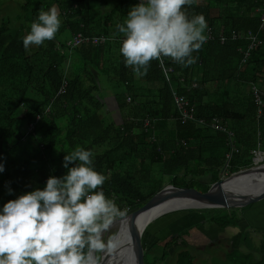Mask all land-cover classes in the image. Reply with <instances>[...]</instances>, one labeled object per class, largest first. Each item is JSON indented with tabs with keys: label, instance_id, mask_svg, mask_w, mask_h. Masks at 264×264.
<instances>
[{
	"label": "trees",
	"instance_id": "1",
	"mask_svg": "<svg viewBox=\"0 0 264 264\" xmlns=\"http://www.w3.org/2000/svg\"><path fill=\"white\" fill-rule=\"evenodd\" d=\"M51 1L59 4L61 16L55 37L25 49L22 37L30 30V22L52 3L0 0V163L4 164L0 206L21 193L43 188L49 176L63 175L67 171L63 167L65 152L77 146L92 150L94 168L106 176L99 187L127 212L143 205L166 184L195 187L202 182L204 191L223 170L231 173L254 164L252 149L264 150V106L257 115L252 87L256 85L264 98L262 0H194L182 6L189 16L202 13L214 37L193 52V64L182 66L163 57L173 69L169 80L158 60L150 61L146 75L135 76L119 52L122 34L115 25L123 22L130 6L139 0H113L108 10L99 5L100 0ZM6 2L15 7L10 16L1 11ZM248 29L260 42L242 62L240 49L250 40L244 35L234 39L231 33L244 34ZM63 32L70 38L80 32L104 40L71 46L66 43L69 38L59 37ZM220 32L226 37L222 42ZM173 91L186 99L185 109L191 118L182 117ZM214 116L227 120L234 133L237 151L227 165L228 136L209 125ZM73 163L69 162V167ZM205 174L210 176L206 182ZM165 177L169 178L164 181ZM203 210L180 209L153 221L159 219L164 227H170L165 237L174 233L170 237L181 241L183 231L192 226L208 234L213 227L221 231L235 226L232 214L221 221L205 218ZM183 212L187 214L185 222L183 217L174 218ZM206 222L209 226L205 227ZM150 227L151 223L144 230L150 231ZM163 230L160 227L158 231ZM151 237L146 248L142 235L144 252L159 240L156 235ZM178 240L170 250L165 241L163 255H175L174 264H197ZM216 241L210 247L219 243ZM236 248L229 247L224 261L262 264Z\"/></svg>",
	"mask_w": 264,
	"mask_h": 264
},
{
	"label": "clouds",
	"instance_id": "2",
	"mask_svg": "<svg viewBox=\"0 0 264 264\" xmlns=\"http://www.w3.org/2000/svg\"><path fill=\"white\" fill-rule=\"evenodd\" d=\"M193 3L139 0L130 6L115 29L122 34L123 62L135 76L146 75L150 61L162 57L182 66L195 63L193 52L207 39V22L202 13L189 16L182 7ZM60 25L54 4L40 9L22 37L24 48L53 39ZM93 158L91 149L80 146L65 152L63 175L49 176L43 188L0 206V264H102L104 256L116 250L119 229L112 231V226L129 212L99 187L106 176L94 168ZM69 162H74L71 167Z\"/></svg>",
	"mask_w": 264,
	"mask_h": 264
},
{
	"label": "water",
	"instance_id": "3",
	"mask_svg": "<svg viewBox=\"0 0 264 264\" xmlns=\"http://www.w3.org/2000/svg\"><path fill=\"white\" fill-rule=\"evenodd\" d=\"M254 172L264 173V161H259L254 163L252 166L239 169L238 171L231 172L225 176H221L218 180L212 182L204 191L198 190L194 187H178L173 184H167L159 191L154 193L143 205L127 213L126 218L132 219L136 213L147 211L156 205L158 206L163 204L168 198L171 199L168 203H171L172 207L164 208L161 211H157L152 216L146 218L142 223V230H131L134 264H144L145 247L142 243L143 230L151 221L159 217L161 214L186 208L214 207L228 209L231 207H243L263 199L264 185L255 186L256 183L253 182L254 177L252 176L249 178V180L252 181V184H249L251 186L247 187L246 190L239 189L237 183L234 184L233 189L227 188L225 186V184L234 177L251 174ZM240 182L243 183V181ZM167 189L170 190L166 191ZM178 199H184V201L175 206V203Z\"/></svg>",
	"mask_w": 264,
	"mask_h": 264
},
{
	"label": "rangeland",
	"instance_id": "4",
	"mask_svg": "<svg viewBox=\"0 0 264 264\" xmlns=\"http://www.w3.org/2000/svg\"><path fill=\"white\" fill-rule=\"evenodd\" d=\"M44 1L52 3V5L54 4L57 7V9L59 10V4L57 2L51 1V0H44ZM64 3H66V2H64ZM64 3H62V4H64ZM99 3H100L99 5H101L104 10H108L109 7L111 6V4H113V0H100ZM64 6H66V5H64ZM12 9L15 10L14 4L13 3L10 4V3L6 2V7L1 8V11L4 10L10 16L11 12L9 13V11H11ZM9 16H5V17H9ZM59 37H61L62 39L70 38V36L66 32L61 33L59 35ZM224 164H225V162H224ZM220 176H221V174H220ZM202 177H204L203 180L205 182L207 181L206 178L210 179V176L208 174H205ZM168 178L169 177H165L164 181ZM194 188L201 190L202 189V182L199 185L197 184ZM201 209L202 210L204 209L203 211H204V217L205 218L213 217L215 219H221V221L225 220L230 214H232L233 218H235V220H233V218L231 219L232 222L237 221V218H236V216L238 215L237 211L242 210L240 207L239 208L231 207L228 209L209 207V208H201ZM187 217H189V216H187ZM190 217H191V219H193L194 215L190 214ZM185 220H186V215L183 217L182 222H185ZM150 223H151L150 231L143 230V235H145V239L143 240L144 246L146 247L147 245H149L150 241L153 240V238L151 236L156 235L159 240L156 243H154L153 246L150 247L149 250H145L144 256H145V260L147 261V264H174L175 255H172V256L170 254L163 255L162 251H163L165 241L169 245V250H170V248L172 249V246H173V249H174V246H177V245H175V243L177 242L176 240H178V239L173 240V238L170 237V236H174V233L172 235L169 234L167 237H165V235L170 231V227L169 228L164 227L163 222H161V220L158 219V220H155L153 222L151 221ZM206 226H209V222L208 223L206 222ZM119 227H120V223L118 221H116L112 226V231H116L117 229H119ZM160 227H163L164 230L158 231ZM191 229L194 231L195 234H198L197 233L198 228H196V226H192ZM183 232L184 233L181 234L183 242H181L180 239L178 240V242H179V244H182L184 246L186 245L185 247L187 248V250L193 256H195V261L197 264H230V262L224 261L225 259H224L223 255H224V253H226V248H228V246H224V245L228 244L226 242H229L230 244H232L234 242H238L240 234H241L240 233L238 237H234L233 239H229L232 237L230 235L229 238H223L218 244H216L213 247L212 246L210 247L211 242L210 243L207 242L206 238H199L198 237L195 240V243L190 242V241H188L189 238H187L190 231L185 229ZM220 232H221L220 238L222 237L223 234L227 235V232L225 230H221ZM244 233L245 234H242V236H244V238H242L241 242L237 243V244H240V247L242 248V246H243L242 243H243L246 245V248L248 249L254 244L255 239L253 240V238H251V235L249 238L248 235L250 233L248 231H245ZM167 239H169V240H167ZM204 243H207V246H205ZM171 244H172V246H171ZM195 244H197V246H195ZM204 246H205V248H203ZM229 247L231 248L232 246H229ZM241 248H239V249L236 248V249L238 251H240L241 253H243L244 251L241 250ZM176 249L177 248H175V250ZM238 255H241V254H238ZM244 258L247 261V258L245 256H244Z\"/></svg>",
	"mask_w": 264,
	"mask_h": 264
},
{
	"label": "built area",
	"instance_id": "5",
	"mask_svg": "<svg viewBox=\"0 0 264 264\" xmlns=\"http://www.w3.org/2000/svg\"><path fill=\"white\" fill-rule=\"evenodd\" d=\"M259 10L261 12L260 13L261 14L260 15L261 21H264V0L261 1ZM205 34L207 36V39L213 38V33H212V30L209 26L206 27ZM243 35L247 39H249L250 42L245 49H240L243 52L242 62L245 61V59L249 55L250 50L260 42V40L256 37V34L253 33V31L250 29L246 30L244 34H241L238 31H233L231 33V37L234 39L241 38ZM218 37H219L221 42L224 41L226 38L222 32H220L218 34ZM103 40H104L103 36H96V35L88 36V35H83L80 32H77V33L73 34L71 36V38H69L67 40L66 43L68 45L74 46V45H77V44L84 42V41H90L94 44H97V43L102 42ZM158 63H159V67L161 68V70L163 72L165 79L169 80L170 79V73L173 70L172 67L167 66L164 63L163 57L158 60ZM252 87H253L254 101H255L256 107H257L256 112H257V115H260L262 113V108L264 106V98L260 95V93L258 91V87L256 85H253ZM172 94H173V98H174V101H175L177 107L181 111L182 117L183 118H187V117L191 118L192 115L190 114L189 111H187L185 109L186 99L183 96L177 95L175 91H173ZM199 122L202 123L203 119H200ZM209 125L216 130H221V131L226 132V134L228 136L229 150L225 153L226 165H227V162L230 159L231 154L233 152L237 151V148L233 143L234 133L231 129H229V125H228L227 120L223 119L222 117H217V116L212 117L211 119H209ZM252 152L254 153V157H253V162L255 161L254 163H257L259 161L264 160V154L261 151H259L257 149H252ZM227 174H228V170H226V169L221 172V176H225Z\"/></svg>",
	"mask_w": 264,
	"mask_h": 264
},
{
	"label": "bare ground",
	"instance_id": "6",
	"mask_svg": "<svg viewBox=\"0 0 264 264\" xmlns=\"http://www.w3.org/2000/svg\"><path fill=\"white\" fill-rule=\"evenodd\" d=\"M251 176L254 177L253 182L256 183L255 186L264 185V173L254 172L251 174L234 177L229 182H227L225 186L227 188L233 189L234 184L237 183L239 189L246 190L247 187L251 186L249 184H252V181L249 180ZM240 181H243V183H241ZM169 190L170 189H167L166 191ZM170 200L171 199L168 198L161 205L158 206L156 205L155 207L147 211L136 213L132 219L125 218L123 222L118 221L120 223V227L115 237L117 240V248L112 254L104 256L102 264H134L131 230L132 229H134L135 231L142 230V223L146 218L152 216L153 214H155V212L161 211L164 208L172 207L171 203H168ZM182 201H184V199H178L176 203L175 202L173 203H175L176 206L179 205V203Z\"/></svg>",
	"mask_w": 264,
	"mask_h": 264
},
{
	"label": "crops",
	"instance_id": "7",
	"mask_svg": "<svg viewBox=\"0 0 264 264\" xmlns=\"http://www.w3.org/2000/svg\"><path fill=\"white\" fill-rule=\"evenodd\" d=\"M256 149L261 151L264 154L263 149H260L258 147ZM240 208L242 210L237 211L238 215H237V221L235 223V226H230L226 228L225 231L227 232V235L223 234L220 239L229 238L230 235L232 237L229 239H233L234 237H238L242 231L247 229V231L250 233L248 235L249 238L251 235V238H253V240L255 239L254 244L250 248L247 249L245 244H242L243 246L241 248L240 244H237L238 242H234L232 243L233 244L232 248L234 246L241 248V250H243L244 253L246 252L250 256V258L253 259V261L261 262L262 264H264V198L256 202H253L251 204H248L246 206L240 207ZM185 215L187 214L185 213L181 216L175 214L174 218L180 219L181 217H184ZM204 224L206 226V223ZM213 228L215 230H218V228H215V227ZM198 231H199V234L204 233L206 236V239H209L207 237L208 233H205V231H202V230L201 231L198 230ZM193 235L194 234L190 232L188 235L189 237L187 238L192 239ZM226 243L228 244H225L224 246H228V248H226V251H228L229 246L231 244L229 242H226Z\"/></svg>",
	"mask_w": 264,
	"mask_h": 264
},
{
	"label": "flooded vegetation",
	"instance_id": "8",
	"mask_svg": "<svg viewBox=\"0 0 264 264\" xmlns=\"http://www.w3.org/2000/svg\"><path fill=\"white\" fill-rule=\"evenodd\" d=\"M187 212V211H186ZM186 212H183V214H185ZM183 214H181V215H183ZM180 215V216H181ZM179 216V217H180ZM189 231L192 233V234H194L192 237V239H189L188 241H192V242H194L195 243V240L199 237V238H206V236H205V234L204 233H200L199 234V231H197V233L198 234H195L194 233V231L192 230V229H189ZM221 235V232L220 231H218V230H213L211 233H209L208 235H207V237L209 238V239H207V242H211V243H213V240H217L216 241V243H218V242H220V240H219V236ZM187 237H189V236H187ZM181 242H183V241H181ZM204 245L205 246H207V243H204ZM195 246H197V244H195ZM205 246L203 247V248H205Z\"/></svg>",
	"mask_w": 264,
	"mask_h": 264
}]
</instances>
